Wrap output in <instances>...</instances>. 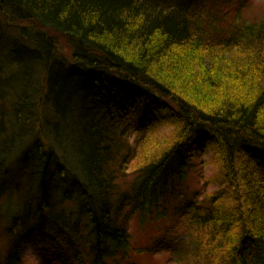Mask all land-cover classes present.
<instances>
[{"label": "trees", "instance_id": "trees-1", "mask_svg": "<svg viewBox=\"0 0 264 264\" xmlns=\"http://www.w3.org/2000/svg\"><path fill=\"white\" fill-rule=\"evenodd\" d=\"M257 8L0 0V264H264Z\"/></svg>", "mask_w": 264, "mask_h": 264}, {"label": "rangeland", "instance_id": "rangeland-1", "mask_svg": "<svg viewBox=\"0 0 264 264\" xmlns=\"http://www.w3.org/2000/svg\"><path fill=\"white\" fill-rule=\"evenodd\" d=\"M255 5L258 7V11L264 12V0H255ZM209 177L215 175V170L209 166L207 169ZM216 186H212L211 190H214ZM5 204V201H4ZM1 211H4L2 209ZM161 224H147L144 230H141L140 225L136 223L132 225V233L134 235L133 245L135 247H147L152 244V241L162 234L163 230L160 228ZM2 243V240H0ZM170 254L166 251H157L155 253H143V254H132L131 259H126L122 264H177L170 260ZM24 264H59L57 262L49 261L48 258L42 252L40 244L31 242L28 245L27 254L24 260Z\"/></svg>", "mask_w": 264, "mask_h": 264}]
</instances>
